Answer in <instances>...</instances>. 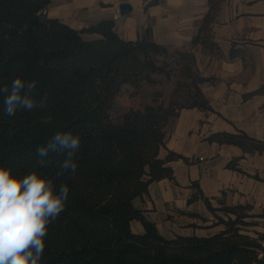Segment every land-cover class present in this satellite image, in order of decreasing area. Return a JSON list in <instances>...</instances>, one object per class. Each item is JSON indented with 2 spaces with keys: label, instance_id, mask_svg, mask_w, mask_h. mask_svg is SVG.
<instances>
[{
  "label": "trees",
  "instance_id": "trees-1",
  "mask_svg": "<svg viewBox=\"0 0 264 264\" xmlns=\"http://www.w3.org/2000/svg\"><path fill=\"white\" fill-rule=\"evenodd\" d=\"M51 1L0 0V86L20 76L37 81L35 100L47 97L45 108L19 109L11 117L0 97V166L18 177L37 171L69 188L65 210L49 225L41 264H264V213L252 214L249 205L216 200L212 207L191 184L197 196L189 202L201 200L214 220L205 229L217 230L170 238L133 206L150 185L174 181L166 164L181 157L158 158L167 124L182 110L212 112L191 50L124 41L112 20L72 29L48 17ZM212 11L210 6L191 46L216 49L208 38ZM235 53L231 49L229 58ZM168 83L167 95L156 89ZM144 88L152 89L147 103L139 100ZM123 93L130 103L113 122L110 112ZM260 94L264 87L246 98ZM69 131L81 139L77 169L57 177L65 155L41 158L36 149ZM206 142L247 154L264 151V143L242 132L214 133ZM226 168L235 170V161ZM131 222L141 225V234L131 231Z\"/></svg>",
  "mask_w": 264,
  "mask_h": 264
},
{
  "label": "crops",
  "instance_id": "crops-1",
  "mask_svg": "<svg viewBox=\"0 0 264 264\" xmlns=\"http://www.w3.org/2000/svg\"><path fill=\"white\" fill-rule=\"evenodd\" d=\"M120 4L131 6L128 16H119ZM210 6L208 38L216 49L205 50L200 44L191 46V41ZM47 15L75 30L112 20L124 41L153 43L168 51L191 50L199 88L212 112L182 110L165 127L158 158L163 160L168 153L181 157L166 164L174 181L150 185L133 202L159 234L208 236L217 230L205 229L214 220L203 202H189L197 196L191 184L212 207L220 200L229 206L249 205L254 215L264 213V151L247 154L234 146L206 142L214 133L242 132L264 143V94L246 98L264 87V0H52ZM231 49L236 52L233 58ZM164 85L165 89H156L167 95L172 83ZM231 161L235 170L226 168ZM130 228L134 234L142 233L138 222H131Z\"/></svg>",
  "mask_w": 264,
  "mask_h": 264
},
{
  "label": "clouds",
  "instance_id": "clouds-1",
  "mask_svg": "<svg viewBox=\"0 0 264 264\" xmlns=\"http://www.w3.org/2000/svg\"><path fill=\"white\" fill-rule=\"evenodd\" d=\"M36 87V80L20 76L0 86L4 114L11 117L19 109L45 108L47 97L39 101L33 98ZM80 146L78 134L56 132L36 154L41 158L50 152L64 154L56 174L59 177L75 173L74 157ZM68 195L67 185L57 187L53 179L37 171L18 177L10 167L0 166V264H41L49 225L65 210Z\"/></svg>",
  "mask_w": 264,
  "mask_h": 264
},
{
  "label": "rangeland",
  "instance_id": "rangeland-1",
  "mask_svg": "<svg viewBox=\"0 0 264 264\" xmlns=\"http://www.w3.org/2000/svg\"><path fill=\"white\" fill-rule=\"evenodd\" d=\"M86 38V37H84ZM166 85L160 84L158 88L165 89ZM152 92V89L150 88H144L140 94V102L147 103L149 101V96ZM130 103L128 100V96L123 93L120 95L116 100L115 104L110 112V118L113 122H118L120 120L121 114L124 110V108ZM211 217V216H210Z\"/></svg>",
  "mask_w": 264,
  "mask_h": 264
},
{
  "label": "water",
  "instance_id": "water-1",
  "mask_svg": "<svg viewBox=\"0 0 264 264\" xmlns=\"http://www.w3.org/2000/svg\"><path fill=\"white\" fill-rule=\"evenodd\" d=\"M131 12V6L128 4H120L118 6V14L120 17H126Z\"/></svg>",
  "mask_w": 264,
  "mask_h": 264
},
{
  "label": "built area",
  "instance_id": "built-area-1",
  "mask_svg": "<svg viewBox=\"0 0 264 264\" xmlns=\"http://www.w3.org/2000/svg\"><path fill=\"white\" fill-rule=\"evenodd\" d=\"M44 14V13H43Z\"/></svg>",
  "mask_w": 264,
  "mask_h": 264
}]
</instances>
